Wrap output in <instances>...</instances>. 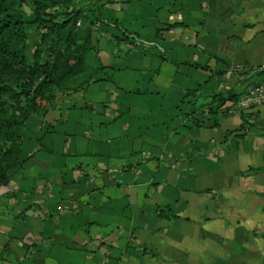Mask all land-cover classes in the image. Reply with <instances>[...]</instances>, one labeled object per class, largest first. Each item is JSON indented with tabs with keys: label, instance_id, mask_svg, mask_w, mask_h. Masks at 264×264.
Segmentation results:
<instances>
[{
	"label": "crops",
	"instance_id": "crops-1",
	"mask_svg": "<svg viewBox=\"0 0 264 264\" xmlns=\"http://www.w3.org/2000/svg\"><path fill=\"white\" fill-rule=\"evenodd\" d=\"M81 1L93 49L23 130L0 264H264V102L207 105L264 78V0Z\"/></svg>",
	"mask_w": 264,
	"mask_h": 264
},
{
	"label": "trees",
	"instance_id": "trees-1",
	"mask_svg": "<svg viewBox=\"0 0 264 264\" xmlns=\"http://www.w3.org/2000/svg\"><path fill=\"white\" fill-rule=\"evenodd\" d=\"M94 5L81 0H0V131L7 137L0 142V188L17 176L26 160L23 129L31 116L50 109L66 78L86 68L93 25L100 18L93 15ZM29 23L39 33L30 49ZM122 35L130 38L126 30ZM193 94L189 90L186 96ZM237 96L233 90L214 93L207 105L215 123L220 112L236 104ZM195 122L200 123L197 118Z\"/></svg>",
	"mask_w": 264,
	"mask_h": 264
},
{
	"label": "built area",
	"instance_id": "built-area-1",
	"mask_svg": "<svg viewBox=\"0 0 264 264\" xmlns=\"http://www.w3.org/2000/svg\"><path fill=\"white\" fill-rule=\"evenodd\" d=\"M137 39V38H136ZM145 44L154 43L150 40H140ZM264 102V78L250 85L237 99L236 107L245 109ZM13 185V184H11Z\"/></svg>",
	"mask_w": 264,
	"mask_h": 264
},
{
	"label": "rangeland",
	"instance_id": "rangeland-1",
	"mask_svg": "<svg viewBox=\"0 0 264 264\" xmlns=\"http://www.w3.org/2000/svg\"><path fill=\"white\" fill-rule=\"evenodd\" d=\"M24 13L26 14V18L30 20V18H31V10H30V8H27ZM29 32H30V36H29V39H28V44H29V49H30L31 45L38 40L39 33L32 29V26L30 25V23H29ZM23 134H24V131H23ZM6 138L7 137L4 135V133L2 131H0V142H5ZM11 184L12 183L10 181L9 184L2 186L0 188V190L3 193L11 190L12 189V186H13Z\"/></svg>",
	"mask_w": 264,
	"mask_h": 264
}]
</instances>
